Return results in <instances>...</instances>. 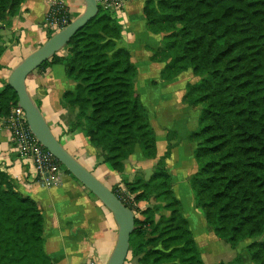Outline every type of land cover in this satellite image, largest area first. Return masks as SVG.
Masks as SVG:
<instances>
[{
	"label": "trees",
	"instance_id": "obj_1",
	"mask_svg": "<svg viewBox=\"0 0 264 264\" xmlns=\"http://www.w3.org/2000/svg\"><path fill=\"white\" fill-rule=\"evenodd\" d=\"M23 1L0 0V24ZM143 1L147 29L163 34L151 56L167 61L162 78L186 69L199 78L186 85L183 96L188 106L200 107L197 127L188 135L195 143L197 168L188 181L195 206L231 247L251 239L245 246L250 260L264 264V0ZM121 33L116 18L98 6L97 15L61 49L65 54L55 53L36 68L64 66L75 83L62 94L63 103L75 110L69 130H82L101 162L116 172L123 171L136 145L145 157L156 156L155 133L134 88L137 67L118 45ZM16 104L15 91L5 83L0 117ZM166 140L148 178L123 180L134 201H155L140 211L142 218L134 217L129 251L142 254L136 259L141 264H203L165 167L173 146L169 135ZM161 209L167 213L155 217ZM240 262L237 254L230 264ZM0 264H53L44 250L36 201L21 194L1 169Z\"/></svg>",
	"mask_w": 264,
	"mask_h": 264
},
{
	"label": "crops",
	"instance_id": "obj_2",
	"mask_svg": "<svg viewBox=\"0 0 264 264\" xmlns=\"http://www.w3.org/2000/svg\"><path fill=\"white\" fill-rule=\"evenodd\" d=\"M60 1L68 8L71 20L84 10L83 0ZM49 3L50 0H24L8 22L0 24V89L22 58L45 41L46 31L41 24ZM143 4V0H130L123 7L122 33L118 45L129 51L130 59L137 67L134 88L147 109L149 124L155 133L154 158L145 157L140 146L136 145L133 153L124 161L122 172H116L107 163L100 162L97 149L88 143L84 132L80 129L69 130L75 110L63 103L62 94L72 90L75 83L67 78L62 64L31 71L25 80L27 91L38 103L43 117L61 144L110 188L117 183L124 184L123 180L147 178L165 150L168 133L173 132L175 139L171 140L173 146L165 159V167L203 264H207L204 250L213 247L225 252L226 256L208 264H230L239 253L241 262L237 264H254L247 252L243 251L251 239L243 240L235 247L223 240L231 247V251H227L220 243L221 239L207 225L201 209L193 205L195 195L189 190L188 180L197 165L194 157V160L191 157L195 143L187 137L197 127L199 109L184 103L183 96L186 85L196 82L198 77L193 75L191 69H186L170 79L162 78L161 72L167 61L152 60L151 56L155 49L161 47L163 34H155L147 29ZM5 117H0V169L7 173L21 194L36 201L43 217L44 250L53 264H84L90 260L105 264L117 236V226L111 212L65 171L49 187L37 182L32 163L19 157ZM182 142L187 144L188 157L179 154ZM184 199L190 205L188 211L185 210ZM124 264L135 263L128 259Z\"/></svg>",
	"mask_w": 264,
	"mask_h": 264
},
{
	"label": "water",
	"instance_id": "obj_3",
	"mask_svg": "<svg viewBox=\"0 0 264 264\" xmlns=\"http://www.w3.org/2000/svg\"><path fill=\"white\" fill-rule=\"evenodd\" d=\"M83 2V12L22 58L9 74L7 84L15 91L17 104L24 110L28 127L37 140L111 212L117 226V236L105 264H124L129 252L130 234L134 229V212L119 199L110 187L97 178L61 144L51 131L39 107L29 95L25 84L26 76L31 71L53 54L61 51L73 34L97 15V0H83Z\"/></svg>",
	"mask_w": 264,
	"mask_h": 264
},
{
	"label": "built area",
	"instance_id": "obj_4",
	"mask_svg": "<svg viewBox=\"0 0 264 264\" xmlns=\"http://www.w3.org/2000/svg\"><path fill=\"white\" fill-rule=\"evenodd\" d=\"M128 1L130 0H97V4L109 11L121 23L122 10ZM70 20L69 10L63 2L60 0H50L41 26L45 31L51 30L55 33L65 27ZM5 121L11 132V138L18 150L20 159L29 160L32 163L36 181L44 187L55 184L64 171L63 165L31 132L26 122L24 110L16 104L5 117ZM84 264L98 263L95 260H90Z\"/></svg>",
	"mask_w": 264,
	"mask_h": 264
},
{
	"label": "rangeland",
	"instance_id": "obj_5",
	"mask_svg": "<svg viewBox=\"0 0 264 264\" xmlns=\"http://www.w3.org/2000/svg\"><path fill=\"white\" fill-rule=\"evenodd\" d=\"M121 18H123V17H121ZM50 33H54L53 31H51V30H49V31H46V38H45V40L48 38V35L50 34ZM58 54L59 55H62V54H65V51L64 50H61V51H59L58 52ZM147 62V61H146ZM145 62V63H146ZM199 81V78L197 79V81L196 82H194V83H197ZM198 109H199V113H200V107L198 106L197 107ZM199 116V115H198ZM149 118V117H148ZM197 122H198V120H197ZM151 126V125H150ZM168 135L172 138V140H174L175 139V135H174V133L173 132H170V133H168ZM188 138V137H187ZM184 139H182V141H183ZM189 140V139H188ZM190 141V140H189ZM192 142V141H191ZM187 146V144H186V142H182L180 145H179V154H182V157H184V156H186V157H188V155H187V152H186V150H188V148L186 147ZM187 148V149H186ZM165 149H166V147H165ZM165 151V150H164ZM164 151H163V153H164ZM161 156V155H160ZM192 157V159H193V156H191ZM194 160V159H193ZM101 162V161H100ZM151 174V173H150ZM149 177V176H148ZM147 177V178H148ZM141 178H143V177H141ZM146 179V178H145ZM189 181V180H188ZM188 187H189V190L190 191H192V194H193V196H194V192H193V190H192V188L190 187V185H189V182H188ZM113 188V190H115V192L121 197V199H123L128 205H130L131 206V208H132V210H133V212H134V216L135 217H137V218H142V216H141V214H140V211L141 210H143V209H145L147 206H151V205H153L154 203H155V201L152 199V198H149L148 200H141V201H143L144 203L143 204H141V205H139L138 203L139 202H141V201H138V202H136V201H134V194H132V193H130L129 192V190L126 188V185H124V184H121V183H117L115 186H112L111 187V189ZM191 188V189H190ZM184 207H185V210L186 211H188V209H189V207H190V205H187L186 203V199H184ZM190 202V201H189ZM189 202H188V204H189ZM193 205H195V204H193ZM194 207V206H193ZM182 211H183V209H182ZM162 213H167V211H165L164 209H161L157 214H156V216L155 217H158V215L159 214H162ZM218 238V237H217ZM219 239V238H218ZM246 240V239H245ZM251 241V240H250ZM220 243H223V245H224V247H225V249L227 250V251H231V247L230 246H228V244H226L222 239L220 240ZM204 245H205V241H204ZM211 249V250H210ZM209 250H204V258H205V261L207 262V264L210 262V261H213V260H215L216 258H225V252H221V251H219V250H217V248H215V247H213V248H210ZM243 251H246V248H245V246L243 247ZM240 254V253H239ZM140 256H142V254H139L138 256H133L132 255V253L129 251L128 252V255H127V259L126 260H128L129 259V261L130 260H133L134 261V263L135 264H141V263H139L138 261H136V259L138 260V258L140 257Z\"/></svg>",
	"mask_w": 264,
	"mask_h": 264
}]
</instances>
